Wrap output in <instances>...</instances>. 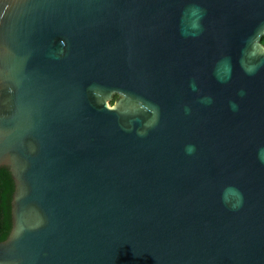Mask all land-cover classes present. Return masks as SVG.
<instances>
[{
  "label": "water",
  "instance_id": "1",
  "mask_svg": "<svg viewBox=\"0 0 264 264\" xmlns=\"http://www.w3.org/2000/svg\"><path fill=\"white\" fill-rule=\"evenodd\" d=\"M263 37L264 0H0V264H264Z\"/></svg>",
  "mask_w": 264,
  "mask_h": 264
},
{
  "label": "trees",
  "instance_id": "2",
  "mask_svg": "<svg viewBox=\"0 0 264 264\" xmlns=\"http://www.w3.org/2000/svg\"><path fill=\"white\" fill-rule=\"evenodd\" d=\"M262 44L264 45V37L262 38ZM117 98L118 95H115L111 104ZM14 189L15 184L11 172L5 167L0 168V242L9 236L11 231V201Z\"/></svg>",
  "mask_w": 264,
  "mask_h": 264
},
{
  "label": "clouds",
  "instance_id": "3",
  "mask_svg": "<svg viewBox=\"0 0 264 264\" xmlns=\"http://www.w3.org/2000/svg\"><path fill=\"white\" fill-rule=\"evenodd\" d=\"M192 150H194V146L189 147V151H192ZM241 199H242V197H241Z\"/></svg>",
  "mask_w": 264,
  "mask_h": 264
},
{
  "label": "rangeland",
  "instance_id": "4",
  "mask_svg": "<svg viewBox=\"0 0 264 264\" xmlns=\"http://www.w3.org/2000/svg\"><path fill=\"white\" fill-rule=\"evenodd\" d=\"M114 103H115V102H114ZM114 103H113V104H114ZM109 104L111 105V102H110Z\"/></svg>",
  "mask_w": 264,
  "mask_h": 264
}]
</instances>
